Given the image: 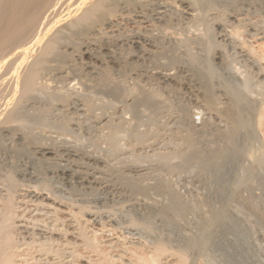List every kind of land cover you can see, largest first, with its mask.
<instances>
[{
    "label": "rangeland",
    "instance_id": "rangeland-1",
    "mask_svg": "<svg viewBox=\"0 0 264 264\" xmlns=\"http://www.w3.org/2000/svg\"><path fill=\"white\" fill-rule=\"evenodd\" d=\"M131 1L133 4L131 3ZM251 1L199 0L198 2L196 0H117V3L119 4H117L118 6L116 5L115 7V9H117L114 12V15H112V12L108 15V19L105 22L93 21L88 25V28H91H89L91 33L89 32L88 28V32H86V35H77V33L74 34V32L72 34V31H70L69 29L66 30V32L63 31V37L61 41L62 43L58 47L61 55L54 58V60H52L53 58L50 60L54 62H48L49 67L47 66V69L44 70V73H42L43 75L40 76L41 78L38 81L40 84L39 86L41 87L40 89L38 88V91H36L37 97L34 100L32 99L28 102H24V104H26L24 107V111L26 112L25 114H28V112L30 111V116H32L31 114H33V117L24 114V116L21 117L24 120L20 119L18 122H13L15 123L16 127L12 126V123H9V125L15 130L16 128L19 129L16 130L17 132L14 129L13 131L12 128H10L12 131L9 130L1 133L0 159L2 160H0V178H2L0 179V205H4V202L7 200L4 199L7 198V192H13L16 190V192H13L14 194L18 192L19 195L22 194V197L24 196L23 194H25V197L21 199V196L18 197V193L16 195H8V198L13 195L15 196L11 197V201H13V198V202L15 203L18 200L15 205L12 202V206L14 205L13 214L15 213V218L24 215L26 217L29 215L30 218L34 216H32L33 212L31 210H26L28 206L27 204H30V201H28V194H31V192L41 193L42 191V193L44 192L43 194L47 193L46 195L49 194L48 196L50 197L54 195V197L52 196L53 199L51 198L52 201L54 200L52 206L54 208L60 207L61 211L60 208L58 210L48 209L46 215L41 214L36 217H38L40 221L42 220L41 222H43L45 225L50 227L52 226L50 228L51 230H55V228L57 227V229L59 230L62 226L63 227L61 231L63 232L72 231L71 229H73V231H76L77 229V231H80V228L81 231L85 229L83 233L87 238L89 237L88 239L91 238V240L95 242H97L98 240V248H96L98 250H96V252L101 251L102 254L108 258V263L111 262L110 264H124V261L126 262L125 264H127L128 262L130 263L136 260L137 253L142 254L146 251L147 253H149L151 252V250L153 252L154 247H156L155 245L159 244L160 242L164 243L166 251L162 256H158L155 262L156 264H177L178 250H181L180 252H184L185 254H187L189 264H264V114H261L264 109V0ZM136 3L139 5H137ZM208 5H210L211 8ZM197 7L200 9H198ZM206 7L208 9H206ZM259 13L261 14L260 16ZM170 14L172 15V17L170 16ZM193 14H195V16H193ZM197 16H199L200 18ZM151 20L153 21L151 22ZM211 20L213 21V23H211ZM243 20L245 21L244 23L242 22ZM225 22H227L226 25ZM238 28H241L243 30H239ZM69 32L72 35H69ZM225 32L227 33L225 34ZM87 34L90 35L89 38L86 39V37H88ZM233 35L236 39H239H237L236 41ZM67 36L70 40H72L70 41ZM79 37L83 38L79 39ZM251 41L253 43H251ZM71 42L73 43V46ZM75 42L81 43L82 45L85 42L86 46L83 45V47L79 44L76 45ZM232 43L236 44L233 45ZM89 45L91 46V48ZM231 45L233 46L231 47ZM77 46H81V48H78ZM243 47L245 49H250H247L248 52L250 51L248 59L243 58V56L240 54L241 49L243 50ZM85 48H89V51L93 52L97 57L99 56L97 58V61L88 58V56H83L82 50L85 51ZM234 53L236 54V56H234ZM151 55H154L153 57L155 59H153ZM258 62H260L261 64ZM13 64L17 71L19 61H16ZM91 65L94 66V69L90 67ZM0 67L1 83L3 80H6L8 76V78L10 79L12 78L14 73H16L13 65H8V68L1 65ZM11 68L13 72L12 70H10ZM258 68L261 70L260 74H257L259 72ZM105 71L107 75L105 74ZM211 71L213 74L211 73ZM167 72H172L177 77L174 82H169V85L165 84L166 82H163L162 79H160L156 75L158 73ZM64 73L66 74V76ZM105 76L107 77L105 78ZM198 76L200 78H198ZM85 78L87 81L85 80ZM137 80L139 82H137ZM40 81H42V83ZM223 81L224 83H222ZM45 82L47 83L46 85H44ZM87 82L90 83L88 84ZM149 82L150 84H152L150 85ZM207 85L211 88H209ZM67 86H70L69 89ZM174 86L178 87L176 88ZM221 86L223 87V89ZM204 87H207L208 91H206L207 89ZM138 88L139 90H137ZM135 91L137 94L135 93ZM137 91H140L141 93ZM205 91L210 93L212 91L211 95H214L212 97H218L213 98L218 100H216V105L214 104L215 102H213L212 104V106H214L215 108H213L214 110L212 108L208 109L207 102H205L208 101L206 95L201 96L204 95V93L206 94ZM77 92L78 94H76ZM147 96H149V98ZM88 97L90 100L89 102ZM84 98H86V100ZM101 98H103L104 100ZM193 98H195L196 100ZM233 99H236L235 104ZM109 101L110 103H112L110 104ZM229 101L233 102L232 104L235 105V109L236 111H238V113L233 111L234 116H230L233 113L229 112V109L232 108L233 105H231ZM236 101H240V103ZM125 102L127 103V105L125 104ZM203 102H205L206 105ZM225 102L229 103L227 104L228 106ZM38 104L41 106V108ZM114 104H116L115 107ZM87 105H89L90 107H88ZM175 106L179 111H183L184 113L179 112ZM182 106L184 108H182ZM36 108H39L38 110H45H43L44 112H41L40 116H38V118L36 117L35 119L34 114L35 116H37L40 113L38 110H36ZM219 108H222L224 110L226 109L225 111L222 110L225 113L220 112L221 110ZM33 109H35L36 112H34ZM227 110L228 114H231L228 115L226 112ZM115 111L116 113H114ZM199 111L201 113H199ZM135 112L136 114H134ZM137 112H139L138 116ZM146 113L147 115H145ZM225 114H227V116ZM189 115H191V117ZM240 115L243 117V119ZM44 116L46 118H44ZM245 116L246 118H244ZM194 117L198 118L195 119ZM25 120L26 122L28 121V124L30 123V126L26 122L25 124H22V122ZM34 120L37 121L35 122ZM102 121L104 124L102 123ZM132 121L134 123H132ZM240 121H242V123L240 124L241 126H239L238 124ZM236 122L238 123L236 124ZM16 123L19 127H17ZM134 124H138L139 127ZM196 125L198 126L196 127ZM28 126L29 128H27ZM190 126L193 130L190 128ZM136 128L138 131L136 130ZM152 128L155 129L153 130ZM24 130H27L25 131L26 133L24 132ZM78 130L81 132H79ZM32 131L35 132V134ZM188 131L192 133L190 134L188 133ZM29 132H31L32 135L31 133L29 134ZM122 133L124 134V136ZM44 134L46 135V137ZM186 134L187 136H185ZM11 135H17V137H13ZM137 135H142V142L138 140ZM181 135L184 136H182L181 138ZM193 136L195 137L193 138ZM28 137H31L30 139L32 140L29 141L27 139ZM92 138L94 140H92ZM224 138L228 141V143ZM197 139L199 140V144ZM12 140L14 141V143ZM25 140L28 141H26V143L24 144ZM112 140L113 143H111ZM176 140H178V144ZM181 140L183 141V143ZM9 141H11V143H9ZM132 141L133 145L137 143L136 146L132 145ZM134 141H136V143H134ZM180 141L182 144L180 143ZM31 143L32 145L35 143V145L49 144L53 148V150L50 154H43L41 152H38V150L36 151V149L33 148L34 145L31 146ZM121 143H123L124 145ZM142 143H145V145L147 144V146L149 144H152V146L148 148L146 147V149H142ZM115 146L117 147V149ZM193 146H195V149H193ZM70 149L75 152H73L72 150L70 151ZM138 149L141 151H139ZM173 149L175 151H173ZM7 150L10 151L8 152ZM123 152L126 154H124ZM113 154L114 156H112ZM93 155L95 159L93 158ZM96 155L98 158L95 157ZM89 156L92 157L89 158ZM114 159L116 162L114 161ZM210 160L214 163H212ZM32 167L35 168L33 169ZM141 168L144 170H142ZM10 176H12L11 179H8ZM1 182L3 183V186ZM15 182H17L18 184ZM29 184L30 186H28ZM5 185H14L15 189H13L12 186L11 189L9 188L10 186L6 187ZM4 186L6 189H3ZM4 195L5 197L2 198ZM19 201L20 203H18ZM27 201L29 203H27ZM63 205H66L67 207H65V210H63ZM167 206L170 208L168 209ZM14 207L17 210H15ZM22 207H24L25 209ZM81 207L83 209H80ZM20 209H23V214H21L22 211H20L21 213L19 212ZM165 209H168L170 211ZM0 210L4 209L0 208ZM24 210H26V213H24ZM66 210H72V212L70 211L71 213L68 212L69 214H67ZM27 211L31 212L28 213ZM63 211L66 213H64ZM166 211H168V213ZM53 213L54 215L52 217ZM47 214L51 216H47ZM113 217L116 218V220ZM15 218L13 217L14 220ZM68 218H70L72 221ZM64 219L66 220V222L64 221ZM100 219H103L102 222ZM100 224L106 225L104 226L105 228ZM77 225H79L80 227ZM134 226L136 227V229ZM15 231L12 232V237H14V239L12 238V240L15 241L19 239V241L17 240L15 243L21 244H17L18 247L16 245L13 246V253L15 254L16 252L19 255L18 257V255L15 254V264H23L24 262V264H31V261L34 262V264H36L37 262L38 264H44L43 262L45 260V264H50L51 261V264H54L55 262H57L56 264H88V254H90L89 258H93L90 259L91 261H89V264H91V262L93 264H96L97 262V264H101L100 262H103L101 260V258L103 257L101 252L97 253V256L95 252L94 255V251L92 252V250H94L95 248H92V250L90 251L91 248L89 247V249L87 247L86 249H89V252L88 250L84 249L86 246L82 244H75L74 238L71 236H67L65 238L62 236L59 237V235L54 236V238H51L50 240L47 239L46 241V239L40 238L38 236H30L29 233L27 237V234L25 232H20L19 234V231H17L16 229ZM92 234L93 236H91ZM15 236H17V239ZM33 236L36 240L33 238ZM29 237H31L30 240ZM23 238L26 240H24ZM31 240H33L34 242ZM61 240H63L64 244ZM32 242L36 246L32 245L30 247ZM56 243H59V246ZM130 243L132 245H130ZM23 244H26L29 248L26 247V245L24 246ZM146 244H148L149 246ZM65 245L69 246L66 247ZM73 245H75L76 247ZM151 245H153V248ZM47 246H49L48 249L50 250L47 249ZM60 246L61 248H59ZM147 247L149 250L147 249ZM30 248L31 250L28 251V249ZM63 248L64 253H62L61 250ZM73 248L75 249L73 250ZM14 249L16 250L14 251ZM43 249H45V251ZM67 250H69V252ZM122 250H124L125 253ZM26 251L28 252L26 253ZM31 251L33 255H36L32 257ZM36 252H38V255ZM23 253L26 255H24ZM52 253L55 254L54 257ZM68 253H71V255H68ZM49 254H51L52 256H49ZM79 255L84 259L78 260L80 258ZM70 256L73 257L72 261H74V263L71 260H68ZM76 256L77 258H79L77 259ZM95 256L98 259L95 258ZM28 258L32 260L29 261ZM129 259L132 260L130 261ZM67 260L71 262L69 263ZM84 260L87 262H85Z\"/></svg>",
    "mask_w": 264,
    "mask_h": 264
},
{
    "label": "bare ground",
    "instance_id": "bare-ground-1",
    "mask_svg": "<svg viewBox=\"0 0 264 264\" xmlns=\"http://www.w3.org/2000/svg\"><path fill=\"white\" fill-rule=\"evenodd\" d=\"M120 1V0H119ZM171 1V0H170ZM196 1H198L199 2V0H196ZM208 1V0H207ZM251 1V0H250ZM127 2V1H126ZM144 2V1H143ZM162 2V1H161ZM252 2V1H251ZM128 3H130V2H128ZM131 3H132V1H131ZM176 3V2H175ZM204 3V2H203ZM213 3V2H212ZM219 3V2H218ZM117 4H119V3H117V0H0V65L1 66H3V67H5L6 66V68H8L7 66L9 65H13V67H14V64L13 63H15L16 61H19V65H18V69H17V71H16V69H15V67H14V69H15V72L16 73H14V75L12 76V78H6V80H3L2 81V83L0 82V136H1V133H3V132H6V131H9V130H11L10 128H12L10 125H9V123H12V126H14V127H16V125H15V123H13V122H18L20 119L21 120H24V119H22L21 117L22 116H24V114L26 113L25 111H24V107H25V105L26 104H24V102H28L29 100H34L36 97H37V94H36V91H38L39 89H40V87L41 86H39L40 84H39V79L41 78L40 76H42L43 74L42 73H44V70H46L47 69V66L49 67V65H48V62L52 59V60H54V58H56V57H59V55H61L60 53V50H58L59 48V45L62 43L61 41H62V37H63V31H65L66 32V30H70V31H72V34H73V32H74V34L75 33H77V35L78 34H85L86 35V32H88L87 31V28H88V25L91 23V22H93V21H98V22H105L107 19H108V15L110 14V13H112V15H114V12L116 11V9H115V7H116V5ZM124 4V3H123ZM133 4V3H132ZM137 4V3H136ZM171 4V3H170ZM200 4V3H199ZM205 4V3H204ZM210 4V3H209ZM225 4H226V2H225ZM251 4V3H250ZM127 5V4H126ZM137 5H139V4H137ZM149 5V4H148ZM162 5V4H161ZM190 5V4H189ZM211 5H213V4H211ZM118 6V5H117ZM136 6V5H135ZM141 6V5H140ZM172 6V5H171ZM176 6V5H175ZM175 6H173V7H175ZM192 6V5H191ZM208 6H210V5H208ZM226 6V5H225ZM263 6V5H262ZM120 7V6H119ZM149 7V6H148ZM190 7V6H189ZM188 7V8H189ZM233 7V6H232ZM128 8V7H127ZM151 8V7H150ZM198 8V7H197ZM196 8V9H197ZM210 8H211V6H210ZM215 8V7H214ZM227 8H228V6H227ZM238 8V7H237ZM244 8V7H243ZM253 8H254V6H253ZM264 8V7H263ZM115 9V10H114ZM126 9V8H125ZM176 9V8H175ZM198 9H200V8H198ZM202 9V8H201ZM206 9H208L207 7H206ZM213 9V8H212ZM216 9V8H215ZM129 10V9H128ZM203 10V9H202ZM118 11V10H117ZM122 11V10H121ZM140 11V10H139ZM165 11V10H164ZM169 11V10H168ZM167 11V12H168ZM196 11V10H195ZM206 11V10H205ZM208 11V10H207ZM226 11V10H225ZM231 11V10H230ZM234 11V10H233ZM154 12V11H153ZM175 12V11H174ZM198 12V11H197ZM196 12V13H197ZM204 12V11H203ZM247 12V11H246ZM259 12V11H258ZM134 13V12H133ZM132 13V14H133ZM146 13V12H145ZM155 13V12H154ZM223 13V12H222ZM254 13H256V12H254ZM120 14V13H119ZM130 14V13H129ZM169 14V13H168ZM174 14V13H173ZM176 14V13H175ZM209 14V13H208ZM217 14H219V13H217ZM251 14V13H250ZM121 15H122V13H121ZM120 15V16H121ZM179 15H180V13H179ZM204 15V14H203ZM224 15V14H223ZM261 14L259 13V16H260ZM170 16L172 17V15L170 14ZM193 16H195V14H193ZM206 16V15H205ZM209 16H211V15H209ZM217 16H219V15H217ZM112 17V16H111ZM151 17V16H150ZM170 17V18H171ZM182 17V16H181ZM180 17V18H181ZM197 17H199V16H197ZM242 17V16H241ZM241 17H240V19H241ZM252 17V16H251ZM133 18V17H132ZM160 18V17H159ZM166 18V17H165ZM168 18V17H167ZM176 18V17H175ZM179 18V17H178ZM195 18V17H194ZM200 18V17H199ZM204 18V17H203ZM219 18V17H218ZM221 18V17H220ZM244 18V17H243ZM112 19V18H111ZM125 19V18H124ZM161 19V18H160ZM162 19H164V18H162ZM169 19V18H168ZM184 19V18H183ZM202 19V18H201ZM200 19V20H201ZM210 19V18H209ZM228 19V18H227ZM256 19H258V18H256ZM126 20V19H125ZM150 20V19H149ZM208 20V19H207ZM224 20V19H223ZM226 20V19H225ZM233 20V19H232ZM236 20H237V18H236ZM255 20V19H254ZM112 21V20H111ZM118 21V20H117ZM153 20H151V22H152ZM156 21V20H155ZM177 21V20H176ZM195 21V20H194ZM202 21V20H201ZM212 21V20H211ZM215 21H217V20H215ZM235 21V20H234ZM239 21V20H238ZM260 21V20H259ZM258 21V22H259ZM126 22H128V21H126ZM138 22V21H137ZM136 22V23H137ZM164 22V21H163ZM167 22H169V21H167ZM171 22H173V21H171ZM170 22V23H171ZM178 22V21H177ZM180 22H181V19H180ZM220 22V21H219ZM243 23L245 22L244 20L242 21ZM249 22V21H248ZM256 22V21H255ZM131 23V22H130ZM202 23V22H201ZM200 23V24H201ZM211 23H213V21L211 22ZM223 23V22H222ZM226 23L227 22H225V25H226ZM253 23V22H252ZM150 24V23H149ZM172 24V23H171ZM196 24V23H195ZM218 24V23H217ZM224 24V23H223ZM264 24V23H263ZM262 24V25H263ZM154 25V24H153ZM167 25V24H166ZM207 25V24H206ZM212 25V24H211ZM229 25V24H228ZM238 25V24H237ZM244 25V24H243ZM261 25V24H260ZM92 26V25H91ZM170 26V25H169ZM224 26V25H223ZM239 26V25H238ZM227 27V26H226ZM234 27H235V25H234ZM257 27V26H256ZM90 28V27H89ZM89 28H88V30H89ZM93 28V27H92ZM112 28V27H111ZM244 28V27H243ZM254 28V27H253ZM258 28V27H257ZM91 29V28H90ZM229 29H231V28H229ZM228 29V30H229ZM239 29V28H238ZM241 29V28H240ZM239 29V30H240ZM241 30H243V29H241ZM248 30V29H247ZM89 32H90V30H89ZM219 32V31H218ZM240 32V31H239ZM242 32V31H241ZM247 32V31H246ZM91 33V32H90ZM138 33H139V31H138ZM141 33V32H140ZM227 32H225V34H226ZM237 33V32H236ZM258 33V32H257ZM64 34H66V33H64ZM72 34H70V32H69V35H72ZM145 34V33H144ZM149 34V33H148ZM224 34V33H223ZM224 34V35H225ZM42 35V36H41ZM88 35V34H87ZM90 35V34H89ZM89 35H88V37H86V39L87 38H89ZM150 35V34H149ZM152 35V34H151ZM157 35V34H156ZM231 35V34H230ZM246 35V34H245ZM248 35V34H247ZM260 35H262V34H260ZM74 36V35H73ZM73 36H71V37H73ZM80 36V35H79ZM143 36V35H142ZM239 36V35H238ZM76 37V36H75ZM78 37V36H77ZM84 37V38H85ZM157 37V36H156ZM230 37V36H229ZM233 37H234V35H233ZM257 37V36H256ZM67 38H68V36H67ZM83 38V37H82ZM82 38H80L79 37V39H82ZM225 38V37H224ZM235 38V37H234ZM252 38V37H251ZM43 39V40H42ZM69 39V38H68ZM86 39H84V40H86ZM217 39V38H216ZM226 39V38H225ZM236 39V38H235ZM237 39H239V38H237ZM237 39H236V41H237ZM255 39V38H254ZM261 39V38H260ZM70 40V39H69ZM72 40V39H71ZM70 40V41H71ZM244 40V39H243ZM246 40V39H245ZM250 40V39H249ZM79 41H81V40H79ZM257 41V40H256ZM69 42V41H68ZM86 42V41H85ZM85 42H84V44L83 45H85ZM226 42V41H225ZM72 43V42H71ZM70 43V44H71ZM76 43V45L77 44H79V45H82L81 43H77V42H75ZM83 43V42H82ZM129 43V42H128ZM153 43V42H152ZM201 43V42H200ZM231 43V42H230ZM246 43V42H245ZM251 43H253L252 41H251ZM88 44H90V43H88ZM141 44V43H140ZM150 44V43H149ZM157 44H158V42H157ZM174 44V43H173ZM177 44V43H176ZM209 44V43H208ZM213 44V43H212ZM233 44V43H232ZM236 44V43H235ZM235 44H233V45H235ZM244 44V43H243ZM248 44V43H247ZM63 45V44H62ZM82 45V46H83ZM131 45V44H130ZM139 45V44H138ZM156 45V44H155ZM210 45V44H209ZM214 45H216V44H214ZM224 45V44H223ZM233 45H231V47L233 46ZM241 45V44H240ZM239 45V46H240ZM251 45V44H250ZM69 46V45H68ZM71 46V45H70ZM72 46H73V43H72ZM86 46V45H85ZM90 46V45H89ZM140 46V45H139ZM238 46V47H239ZM246 46V45H245ZM244 46V47H245ZM62 47V46H61ZM75 47V46H74ZM73 47V48H74ZM78 47V46H77ZM76 47V48H77ZM80 48H81V46H79ZM78 47V48H79ZM84 47V46H83ZM132 47V46H131ZM151 47V46H150ZM207 47V46H206ZM210 47V46H209ZM214 47V46H213ZM221 47V46H220ZM223 47V46H222ZM243 47V50L241 49V52H240V54L243 56V58H246V59H248L249 58V53H250V51L248 52L247 51V49H249V48H247V49H245ZM248 47V46H247ZM250 47V46H249ZM87 48V47H86ZM85 48V49H86ZM90 48H91V46H90ZM234 48V47H233ZM145 49V48H144ZM212 49V48H211ZM236 49V48H235ZM234 49V50H235ZM214 50V49H213ZM250 50V49H249ZM65 51V50H64ZM78 51V50H77ZM76 51V52H77ZM96 51V50H95ZM137 51V50H136ZM157 51V50H156ZM211 51V50H210ZM220 51V50H219ZM233 51V50H232ZM79 52V51H78ZM82 52H83V56L85 55V56H88V58H90V59H94L95 61H97V58L99 57H97L96 55H94V53L93 52H91V51H89V48L88 49H86L85 51H83L82 50ZM81 52V53H82ZM215 52V51H214ZM227 52V51H226ZM237 52V51H236ZM258 52V51H257ZM97 53H99V52H97ZM154 53H156V52H154ZM228 53V52H227ZM230 53V52H229ZM66 54V53H65ZM80 54V53H79ZM148 54H149V52H148ZM222 54V53H221ZM220 54V55H221ZM235 54V53H234ZM238 54V53H237ZM239 54V55H240ZM67 55V54H66ZM66 55H65V57H66ZM156 55V54H155ZM226 55V54H225ZM256 55V54H255ZM144 56V55H143ZM147 56V55H146ZM152 56V58L153 59H155L153 56L154 55H151ZM212 56V55H211ZM234 56H236V54L234 55ZM259 56V55H258ZM257 56V57H258ZM264 56V55H263ZM79 57H80V55H79ZM240 57V56H239ZM251 57V56H250ZM256 57V56H255ZM260 57V56H259ZM59 59V58H58ZM116 59V58H115ZM132 59V58H131ZM143 59V58H142ZM150 59V58H149ZM148 59V60H149ZM260 59V58H259ZM56 60V59H55ZM66 60V59H65ZM72 60V59H71ZM83 60V59H82ZM94 60H93V63H94ZM126 60V59H125ZM144 60V59H143ZM212 60V59H211ZM238 60V59H237ZM241 60V59H240ZM58 61V60H57ZM69 61V60H68ZM76 61H78V60H76ZM92 61V60H91ZM115 61H117V60H115ZM133 61V60H132ZM213 61V60H212ZM227 61V60H226ZM245 61V60H244ZM248 61V60H247ZM251 61V60H250ZM252 61H255V60H252ZM259 61V60H258ZM50 62H54V61H50ZM73 62V61H72ZM84 62V61H83ZM119 62V61H118ZM117 62V63H118ZM221 62V61H220ZM224 62V61H223ZM229 62V61H228ZM64 63V62H63ZM79 63V62H78ZM82 63V62H81ZM126 63H127V61H126ZM155 63V62H154ZM245 63V62H244ZM256 63H257V61H256ZM258 63H260V62H258ZM55 64V63H54ZM57 64V63H56ZM74 64H76V63H74ZM85 64V63H84ZM91 64V63H90ZM97 64V63H96ZM208 64V63H207ZM254 64V63H253ZM252 64V65H253ZM261 64V63H260ZM263 64H264V61H263ZM156 65V64H155ZM159 65V64H158ZM182 65V64H181ZM225 65V64H224ZM223 65V66H224ZM227 65V64H226ZM64 66V65H63ZM73 66V65H72ZM98 66H100V65H98ZM106 66V65H105ZM108 66V65H107ZM119 66V65H118ZM128 66V65H127ZM160 66V65H159ZM211 66V65H210ZM221 66V65H220ZM83 67V66H82ZM90 67H94V66H90ZM104 67V66H103ZM102 67V68H103ZM146 67V66H145ZM144 67V68H145ZM151 67H153V66H151ZM196 67V66H195ZM194 67V68H195ZM198 67V66H197ZM212 67V66H211ZM247 67V66H246ZM1 68V67H0ZM114 68V67H113ZM136 68V67H135ZM159 68V67H158ZM157 68V69H158ZM210 68V67H209ZM224 68V67H223ZM239 68V67H238ZM77 69H79V68H77ZM82 69V68H81ZM94 69V68H93ZM98 69V68H97ZM132 69V68H131ZM146 69V68H145ZM160 69V68H159ZM175 69V68H174ZM228 69V68H227ZM247 69V68H246ZM259 69V68H258ZM6 70V69H5ZM9 70V69H8ZM7 70V71H8ZM10 70H12V68L10 69ZM84 70V69H83ZM101 70V69H100ZM142 70V69H141ZM153 70V69H152ZM177 70V69H176ZM209 70V69H208ZM240 70V69H239ZM52 71V70H51ZM68 71V70H67ZM130 71V70H129ZM134 71H135V69H134ZM155 71V70H154ZM159 71V70H158ZM163 71H165V70H163ZM162 71V72H163ZM171 71V70H170ZM173 71H175V70H173ZM191 71V70H190ZM194 71V70H193ZM202 71V70H201ZM204 71V70H203ZM260 69H259V72L257 73V74H260ZM9 72V71H8ZM12 72H13V70H12ZM62 72V71H61ZM98 72V71H97ZM101 72V71H100ZM125 72V71H124ZM131 72V71H130ZM153 72V71H152ZM169 72V71H168ZM158 73V74H156L160 79H162V81L164 82H166L165 84H168L169 82H174L176 79H177V77L175 76V74H173L172 72L171 73ZM177 72V71H176ZM230 72V71H229ZM251 72V71H250ZM7 73V72H6ZM79 73V72H78ZM81 73V72H80ZM91 73V72H90ZM89 73V74H90ZM102 73V72H101ZM123 73V72H122ZM134 73V72H133ZM145 73V72H144ZM211 73H212V71H211ZM231 73V72H230ZM229 73V74H230ZM264 73V72H263ZM65 74V73H64ZM68 74H70V73H68ZM98 74V73H97ZM105 74H106V71H105ZM188 74V73H187ZM192 74V73H191ZM193 74H194V72H193ZM197 74V73H196ZM213 74V73H212ZM244 74V73H243ZM10 75V74H9ZM87 75V74H86ZM85 75V76H86ZM91 75H93V74H91ZM107 75V74H106ZM151 75V74H150ZM149 75V76H150ZM155 75V76H156ZM200 75V74H199ZM208 75V74H207ZM249 75V74H248ZM11 76V75H10ZM49 76V75H48ZM47 76V77H48ZM62 76V75H61ZM65 76H66V74H65ZM100 76V75H99ZM120 76V75H119ZM122 76V75H121ZM131 76V75H130ZM196 76V75H195ZM245 76V75H244ZM258 76V75H257ZM261 76H263V75H261ZM3 77V76H2ZM57 77V76H56ZM107 76H105V78H106ZM109 77V76H108ZM147 77V76H146ZM192 77H194V76H192ZM95 78V77H94ZM103 78V77H102ZM148 78V77H147ZM152 78V77H151ZM197 78V77H196ZM198 78H200L199 76H198ZM204 78V77H203ZM211 78V77H210ZM235 78V77H234ZM42 79H43V77H42ZM70 79V78H69ZM96 79V78H95ZM138 79V78H137ZM155 79V78H154ZM192 79V78H191ZM194 79V78H193ZM51 80V79H50ZM67 80V79H66ZM85 80H86V78H85ZM102 80V79H101ZM140 80V79H139ZM151 80V79H150ZM183 80V79H182ZM200 80V79H199ZM210 80V79H209ZM1 81V80H0ZM45 81V80H44ZM87 81V80H86ZM89 81V80H88ZM115 81H117V80H115ZM125 81V80H124ZM127 81V80H126ZM153 81V80H152ZM151 81V82H152ZM184 81H185V79H184ZM207 81H208V79H207ZM211 81V80H210ZM221 81V80H220ZM242 81V80H241ZM259 81V80H258ZM41 83H42V81H40ZM96 82V81H95ZM98 82H99V80H98ZM100 82H102V81H100ZM137 82H139L138 80H137ZM161 82V81H160ZM200 82V81H199ZM73 83V82H72ZM88 83V82H87ZM90 83V82H89ZM88 83V84H89ZM125 83V82H124ZM142 83V82H141ZM153 83V82H152ZM151 83V84H152ZM182 83V82H181ZM204 83V82H203ZM222 83H224V81L222 82ZM259 83V82H258ZM47 83L45 82V84L44 85H46ZM71 84V83H70ZM98 84H100V83H98ZM149 84H150V82H149ZM150 84V85H151ZM174 84V83H173ZM200 84V83H199ZM198 84V85H199ZM205 84V83H204ZM208 84V83H207ZM212 84V83H211ZM233 84V83H232ZM256 84V83H255ZM50 85H51V83H50ZM94 85V84H93ZM92 85V86H93ZM101 85H102V83H101ZM110 85V84H109ZM139 85V84H138ZM169 85V84H168ZM172 85V84H171ZM178 85V84H177ZM217 85V84H216ZM235 85V84H234ZM54 86V85H53ZM60 86H62V85H60ZM96 86V85H95ZM135 86H136V84H135ZM134 86V87H135ZM160 86H161V84H160ZM202 86H203V84H202ZM208 86V85H207ZM260 86V85H259ZM68 87V86H67ZM66 87V88H67ZM70 87V86H69ZM69 87H68V89H69ZM155 87V86H154ZM172 87V86H171ZM174 87H176V86H174ZM178 87V86H177ZM176 87V88H177ZM190 87V86H189ZM209 88H211L210 86H208ZM222 87V86H221ZM231 87V86H230ZM39 88V89H38ZM45 88V87H44ZM51 88V87H50ZM64 88V87H63ZM74 88V87H73ZM93 88V87H92ZM103 88V87H102ZM107 88V87H106ZM146 88V87H145ZM153 88V87H152ZM166 88V87H165ZM196 88V87H195ZM204 88H206L207 90L206 91H208V88L207 87H204ZM218 88V87H217ZM238 88V87H237ZM82 89V88H81ZM80 89V90H81ZM101 89V88H100ZM105 89V88H104ZM103 89V90H104ZM179 89V88H178ZM202 89V88H201ZM215 89V88H214ZM222 89H223V87H222ZM233 89V88H232ZM249 89V88H248ZM50 90V89H49ZM54 90V89H53ZM63 90V89H62ZM96 90V89H95ZM102 90V89H101ZM117 90V89H116ZM127 90H129V89H127ZM137 90H139V88L137 89ZM153 90V89H152ZM191 90V89H190ZM192 90H193V88H192ZM205 90V89H204ZM226 90V89H225ZM230 90V89H229ZM242 90V89H241ZM252 90V89H251ZM257 90V89H256ZM255 90V91H256ZM55 91V90H54ZM54 91H52V92H54ZM72 91V90H71ZM85 91H86V89H85ZM141 91V90H140ZM140 91H137V92H140ZM163 91V90H162ZM179 91V90H178ZM205 91V92H206ZM210 91V90H209ZM215 91V90H214ZM62 92V91H61ZM67 92V91H66ZM89 92V91H88ZM117 92V91H116ZM185 92V91H184ZM183 92V93H184ZM200 92H202V91H200ZM246 92V91H245ZM257 92V91H256ZM40 93H41V91H40ZM44 93V92H43ZM63 93H64V91H63ZM69 93V92H68ZM90 93H92V92H90ZM128 93V92H127ZM135 93H136V91H135ZM141 93V92H140ZM182 93V92H181ZM187 93V92H186ZM211 93H212V91H211ZM211 93L210 92H206V94L204 93V95H201V96H205L206 95V98H207V100L208 101H205V102H207V106H208V109H210V108H214V106H212V104H213V102H215L214 104L216 105V100L217 99H213V98H216V97H212V96H214V95H211ZM219 93V92H218ZM225 93H227V92H225ZM45 94V93H44ZM43 94V95H44ZM59 94V93H58ZM62 94V93H61ZM74 94V93H73ZM76 94H78V92L76 93ZM84 94V93H83ZM125 94V93H124ZM130 94V93H129ZM137 94V93H136ZM189 94V93H188ZM193 94H195V93H193ZM66 95V94H65ZM75 95V94H74ZM126 95V94H125ZM140 95V94H139ZM141 95H143V94H141ZM227 95V94H226ZM40 96V95H39ZM76 96H78V95H76ZM84 96V95H83ZM90 96H91V94H90ZM137 96V95H136ZM197 96H199V95H197ZM82 97V96H81ZM86 97V96H85ZM120 97V96H119ZM123 97V96H122ZM129 97V96H128ZM131 97V96H130ZM148 98H149V96H147ZM165 97V96H164ZM227 97V96H226ZM241 97V96H240ZM253 97V96H252ZM40 98V97H39ZM38 98V99H39ZM78 98V97H77ZM76 98V99H77ZM91 98V97H90ZM95 98V97H94ZM137 98V97H136ZM141 98H142V96H141ZM167 98H168V96H167ZM196 98V97H195ZM195 98H193V99H195ZM206 98H205V100H206ZM218 98V97H217ZM232 98V97H231ZM258 98V97H257ZM81 99H83V98H81ZM85 100H86V98H84ZM99 99V98H98ZM101 99H103V98H101ZM126 99V98H125ZM147 99V98H146ZM151 99V98H150ZM197 99V98H196ZM195 99V100H196ZM198 99H199V97H198ZM201 99V98H200ZM239 99V98H238ZM251 99V98H250ZM262 99V98H261ZM63 100V99H62ZM65 100V99H64ZM80 100V99H79ZM104 100V99H103ZM131 100V99H130ZM214 100V101H213ZM221 100V99H220ZM228 100V99H227ZM230 100V99H229ZM232 100V99H231ZM236 100V99H235ZM235 100L233 99V101H234V104H235ZM67 101V100H66ZM72 101V100H71ZM90 100H89V97H88V102H89ZM95 101V100H94ZM107 101V100H106ZM120 101H121V99H120ZM218 101V100H217ZM224 101V100H223ZM246 101V100H245ZM34 102V101H33ZM46 102V101H45ZM53 102V101H52ZM52 102H51V104H52ZM59 102H60V100H59ZM85 102V101H84ZM97 102V101H96ZM152 102V101H151ZM157 102V101H156ZM191 102V101H190ZM205 102H203L204 104H205ZM230 103H231V105H233L232 103L233 102H231V101H229ZM236 102H239L240 103V101H236ZM39 103V102H38ZM43 103V102H42ZM63 103V102H62ZM100 103V102H99ZM102 103V102H101ZM109 103H110V101H109ZM112 103V102H111ZM110 103V104H111ZM161 103V102H160ZM168 103V102H167ZM173 103V102H172ZM193 103V102H192ZM202 103V104H203ZM226 103V102H225ZM238 103V104H239ZM264 103V102H263ZM55 104V103H54ZM107 104V103H106ZM123 104V103H122ZM125 104L127 105V103L125 102ZM138 104V103H137ZM143 104V103H142ZM196 104V103H195ZM201 104V105H202ZM227 104H229V103H226V105ZM237 104V103H236ZM253 104V103H252ZM35 105H37V104H35ZM39 105V104H38ZM47 105V104H46ZM57 105V104H56ZM90 105V104H89ZM89 105H87L88 107H90ZM190 105V104H189ZM197 105V104H196ZM206 105V104H205ZM251 105V104H250ZM40 106V105H39ZM38 106V107H39ZM43 106V105H42ZM74 106V105H73ZM83 106H84V104H83ZM100 106V105H99ZM108 106V105H107ZM113 106V105H112ZM116 106V104H114V107ZM141 106V105H140ZM156 106V105H155ZM166 106V105H165ZM173 106V105H172ZM171 106V107H172ZM181 106V105H180ZM228 106V105H227ZM29 107V106H28ZM50 107H51V105H50ZM70 107V106H69ZM75 107V106H74ZM87 107V108H88ZM98 107V106H97ZM139 107V106H138ZM167 107V106H166ZM176 107V106H175ZM174 107V108H175ZM234 107V108H233ZM233 107L232 108H230L229 110V112H231V113H233L232 115H230V116H234V112H237L238 113V111H236V109H235V105H233ZM40 108H41V106H40ZM47 108V107H46ZM49 108V107H48ZM128 108V107H127ZM181 108V107H180ZM182 108H184L183 106H182ZM197 108V107H196ZM195 108V109H196ZM202 108V107H201ZM217 108V107H216ZM226 108V107H225ZM229 108V107H228ZM238 108V107H237ZM28 109V108H27ZM39 109V108H38ZM37 108H36V110H38ZM55 109V108H54ZM63 109V108H62ZM92 109V108H91ZM117 109H118V107H117ZM116 109V110H117ZM121 109V108H120ZM141 109V108H140ZM144 109V108H143ZM159 109V108H158ZM163 109V108H162ZM176 109H177V107H176ZM215 109V108H214ZM213 109V110H214ZM218 109V108H217ZM216 109V110H217ZM220 109V108H219ZM227 109V108H226ZM225 109V110H226ZM233 109V110H232ZM43 110H45V109H42V110H38L40 113L37 115V116H35V114H34V117H35V119H36V117L38 118V116H40V114H41V112H44ZM48 110V109H47ZM76 110V109H75ZM80 110V109H79ZM101 110V109H100ZM103 110V109H102ZM113 110V109H112ZM142 110V109H141ZM152 110V109H151ZM164 110V109H163ZM178 110V109H177ZM221 111L220 112H223V111H225L224 109H220ZM223 110V111H222ZM262 110V109H261ZM29 111V110H28ZM27 111V112H28ZM33 111L34 112H36L35 111V109H33ZM37 111V112H38ZM57 111V110H56ZM61 111V110H60ZM81 111V110H80ZM90 111V110H89ZM107 111H108V109H107ZM129 111V110H128ZM139 111V110H138ZM146 111V110H145ZM150 111V110H149ZM160 111V110H159ZM158 111V112H159ZM179 111V110H178ZM205 111V110H204ZM210 111H212V110H210ZM219 111V110H218ZM234 111V112H233ZM258 111V110H257ZM260 111V110H259ZM263 111H264V109H263ZM262 111V112H263ZM30 112V111H29ZM28 112V114H25V115H29L30 116V113ZM53 112V111H52ZM69 112V111H68ZM77 112V111H76ZM124 112V111H123ZM132 112V111H131ZM144 112V111H143ZM147 112V111H146ZM179 112H182V113H184L183 111H179ZM178 112V113H179ZM186 112V111H185ZM188 112V111H187ZM191 112V111H190ZM227 112V114H228V110L226 111ZM241 112V111H240ZM261 112V114H264V112L262 113ZM63 113V112H62ZM114 113H116V111L114 112ZM138 113L139 112H137V116H138ZM169 113V112H168ZM173 113V112H172ZM192 113V112H191ZM199 113H201L200 111H199ZM216 113V112H215ZM219 113V112H218ZM223 113H225V112H223ZM222 113V114H223ZM231 113H229V114H231ZM236 113V114H237ZM67 114V113H66ZM111 114V113H110ZM126 114V113H125ZM124 114V115H125ZM134 114H136V112L134 113ZM155 114H156V112H155ZM197 114V113H196ZM227 114H225L226 116H227ZM228 114V115H229ZM32 116H30V117H33V114H31ZM145 115H147V113L145 114ZM144 115V116H145ZM150 115V114H149ZM180 115V114H179ZM202 115H204V114H202ZM219 115V114H218ZM43 116V115H42ZM54 116V115H53ZM74 116H75V114H74ZM78 116V115H77ZM121 116V115H120ZM136 116V117H137ZM163 116V115H162ZM171 116H172V114H171ZM190 117H191V115H189ZM200 116V115H199ZM210 116V115H209ZM241 116V115H240ZM48 117V116H47ZM104 117V116H103ZM124 117V116H123ZM135 117V118H136ZM146 117H148V116H146ZM184 117H185V115H184ZM203 117V116H202ZM220 117V116H219ZM236 117V116H235ZM242 117V116H241ZM44 118H46L45 116H44ZM161 118V117H160ZM189 118V117H188ZM195 119H197L196 117H194ZM208 118V117H207ZM226 118V117H225ZM224 118V119H225ZM232 118V117H231ZM234 118V117H233ZM244 118H246V116L244 117ZM49 119V118H48ZM95 119V118H94ZM100 119V118H99ZM107 119V118H106ZM110 119V118H109ZM123 119V118H122ZM122 119H121V121H122ZM148 119V118H147ZM153 119V118H152ZM169 119V118H168ZM204 119V118H203ZM211 119V118H210ZM219 119V118H218ZM238 119V118H237ZM242 119H243V117H242ZM44 120V119H43ZM42 120V121H43ZM50 120V119H49ZM89 120V119H88ZM132 120V119H131ZM150 120V119H149ZM166 120V119H165ZM184 120V119H183ZM190 120H192V119H190ZM189 120V121H190ZM260 120V119H259ZM35 121V120H34ZM37 121V120H36ZM35 121V122H36ZM46 121V120H45ZM81 121V120H80ZM103 121H105V120H103ZM103 121H102V123H103ZM115 121V120H114ZM127 121V120H126ZM138 121H139V119H138ZM163 121V120H162ZM167 121V120H166ZM180 121V120H179ZM188 121V120H187ZM197 121V120H196ZM201 121V120H200ZM199 121V122H200ZM209 121V120H208ZM211 121V120H210ZM236 121V120H235ZM237 121H239V120H237ZM22 122V121H21ZM20 122V123H21ZM25 122H26V120L25 121H23L22 122V124L24 123L25 124ZM28 122V121H27ZM26 122V123H27ZM44 122V121H43ZM86 122H88V121H86ZM92 122V121H91ZM143 122V121H142ZM145 122V121H144ZM148 122V121H147ZM186 122V121H185ZM198 122V121H197ZM204 122V121H203ZM212 122V121H211ZM215 122V121H214ZM219 122H220V120H219ZM249 122V121H248ZM263 122V121H262ZM40 123H41V121H40ZM39 123V124H40ZM56 123V122H55ZM54 123V124H55ZM132 123H134L133 121H132ZM138 123V122H137ZM184 123V122H183ZM192 123H194V122H192ZM210 123V122H209ZM230 123V122H229ZM228 123V124H229ZM235 123V122H234ZM238 122H236V124H237ZM242 123V121H240L238 124H239V126H241L240 124ZM245 123V122H244ZM14 124V125H13ZM17 124V123H16ZM28 124V123H27ZM26 124V125H27ZM104 124V123H103ZM128 124V123H127ZM140 124V123H139ZM147 124V123H146ZM156 124V123H155ZM179 124H180V122H179ZM197 124V123H196ZM202 124V123H201ZM206 124V123H205ZM204 124V125H205ZM249 124V123H248ZM9 125V126H8ZM29 126H30V123L28 124ZM36 125V124H35ZM42 125V124H41ZM134 125H137L138 127H139V125L138 124H134ZM158 125H160V124H158ZM174 125V124H173ZM192 125V124H191ZM203 125V124H202ZM214 125H215V123H214ZM213 125V126H214ZM222 125V124H221ZM230 125V124H229ZM234 125V124H233ZM29 126L27 127V128H29ZM38 126V125H37ZM50 126V125H49ZM102 126H104V125H102ZM112 126V125H111ZM113 126H115V125H113ZM151 126V125H150ZM157 126V125H156ZM198 125H196V127H197ZM212 126V127H213ZM217 126V125H216ZM225 126V125H224ZM236 126V125H235ZM238 126V127H239ZM246 126V125H245ZM244 126V127H245ZM17 127H19L18 126V124H17ZM39 127V126H38ZM82 127V126H81ZM120 127V126H119ZM125 127V126H124ZM146 127H147V125H146ZM162 127H163V125H162ZM176 127H178V126H176ZM187 127H188V125H187ZM195 127V128H196ZM203 127H205V126H203ZM209 127V126H208ZM211 127V128H212ZM230 127H232V126H230ZM21 128H22V126H21ZM40 128V127H39ZM46 128V127H45ZM79 128H80V126H79ZM78 128V129H79ZM87 128V127H86ZM128 128V127H127ZM190 128H191V126H190ZM202 128V127H201ZM206 128H207V126H206ZM214 128V127H213ZM222 128V127H221ZM226 128V127H225ZM241 128V127H240ZM264 128V127H263ZM14 128H12V130H13ZM54 129V128H53ZM116 129V128H115ZM143 129H145V128H143ZM150 129H151V127H150ZM149 129V130H150ZM153 129V128H152ZM155 129V128H154ZM153 129V130H154ZM164 129V128H163ZM171 129V128H170ZM181 129H183V128H181ZM192 129V128H191ZM215 129V128H214ZM213 129V130H214ZM11 130V131H12ZM15 130V129H14ZM13 130V131H14ZM16 130H19L18 128H16ZM15 130V131H16ZM87 130V129H86ZM136 130H137V128H136ZM153 130H151V131H153ZM185 130V129H184ZM193 130V129H192ZM209 130V129H208ZM207 130V131H208ZM25 131H27V130H24V132ZM29 131V130H28ZM52 131V130H51ZM79 131V130H78ZM115 131V130H114ZM132 131V130H131ZM134 131V130H133ZM138 131V130H137ZM145 131V130H144ZM148 131V130H147ZM179 131V130H178ZM191 131V130H190ZM201 131V130H200ZM221 131V130H220ZM230 131V130H229ZM232 131V130H231ZM17 132V131H16ZM24 132H22V133H24ZM33 132V131H32ZM79 132H81V131H79ZM86 132V131H85ZM92 132V131H91ZM117 132V131H116ZM121 132V131H120ZM136 132V131H135ZM140 132V131H139ZM142 132V131H141ZM146 132V131H145ZM184 132V131H183ZM213 132V131H212ZM234 132V131H233ZM13 133V132H12ZM20 133V132H19ZM26 133V132H25ZM31 132H29V134H30ZM34 134H35V132H33ZM57 133H58V131H57ZM89 133V132H88ZM160 133V132H159ZM188 133H190L189 131H188ZM187 133V134H188ZM192 133V132H191ZM190 133V134H191ZM204 133V132H203ZM226 133V132H225ZM42 134V133H41ZM55 134V133H54ZM69 134V133H68ZM83 134H84V132H83ZM109 134H111V133H109ZM120 134V133H119ZM123 134V133H122ZM128 134V133H127ZM164 134V133H163ZM168 134V133H167ZM181 134V133H180ZM187 134L185 135V136H187ZM202 134V133H201ZM228 134V133H227ZM3 135V134H2ZM7 135V134H6ZM6 135H5V137H6ZM9 135V134H8ZM24 135V134H23ZM31 135H32V133H31ZM38 135V134H37ZM45 135V134H44ZM71 135V134H70ZM118 135V134H117ZM157 135V134H156ZM162 135V134H161ZM172 135V134H171ZM194 135V134H193ZM206 135V134H205ZM204 135V136H205ZM213 135V134H212ZM223 135V134H222ZM11 136H15V135H11ZM21 136V135H20ZM29 136V135H28ZM34 136V135H33ZM56 136V135H55ZM90 136H91V134H90ZM123 136H124V134H123ZM138 136V135H137ZM182 136H184V135H181V138H182ZM198 136V135H197ZM221 136V135H220ZM227 136V135H226ZM232 136V135H231ZM4 137V136H3ZM15 137H17V135L15 136ZM19 137V136H18ZM32 137V136H31ZM31 137H28L27 139L29 140V141H31L32 139H30ZM37 137V136H36ZM45 137H46V135H45ZM52 137V136H51ZM66 137V136H65ZM88 137V136H87ZM94 137H96V136H94ZM141 137H142V135H140V136H138V140L139 141H141ZM151 137V136H150ZM160 137V136H159ZM175 137V136H174ZM195 136H193V138H194ZM200 137V136H199ZM40 138V137H39ZM104 138V137H103ZM122 138V137H121ZM155 138V137H154ZM177 138H179V137H177ZM177 138H175V139H177ZM188 138V137H187ZM198 138V137H197ZM203 138V137H202ZM10 139V138H9ZM16 139V138H15ZM21 139V138H20ZM22 139H23V137H22ZM26 139V138H25ZM41 139V138H40ZM50 139V138H49ZM119 139H120V137H119ZM126 139V138H125ZM124 139V140H125ZM128 139V138H127ZM135 139V138H134ZM143 139V138H142ZM225 139V138H224ZM229 139V138H228ZM231 139H232V137H231ZM28 140H25L24 141V144L26 143V141H28ZM64 140V139H63ZM92 140H94L93 138H92ZM171 140V139H170ZM173 140V139H172ZM184 140V139H183ZM198 140V139H197ZM226 140V139H225ZM13 141V140H12ZM37 141H39V140H37ZM89 141V140H88ZM100 141V140H99ZM99 141H98V143H99ZM177 141V144H178V140H176ZM176 141H175V143H176ZM182 141V140H181ZM181 141H180V143H181ZM204 141V140H203ZM227 141V140H226ZM142 142V141H141ZM9 143H11V141H9ZM13 143H14V141H13ZM21 143H22V140H21ZM33 143H34V141H33ZM43 143H44V141H43ZM54 143H55V141H54ZM66 143H67V141H66ZM93 143H94V141H93ZM111 143H113V140L111 141ZM124 143V142H123ZM123 143H121V144H123ZM134 143H136V141H134ZM150 143H151V141H150ZM182 143H183V141H182ZM181 143V144H182ZM186 143H187V141H186ZM227 143H228V141H227ZM36 144V143H35ZM35 144H33L32 145V143H31V146H33V148H35L36 149V151L38 150V152H41V153H43V154H50L51 152H52V150H53V148L48 144V145H46V144H41V145H35ZM137 144V143H136ZM136 144H134L135 146H136ZM141 144V143H140ZM143 145L141 146V145H139V146H141V148L142 149H146V147L148 148V147H150V146H152V144H149L148 146H147V144L145 145V143H142ZM190 144V143H189ZM193 144V143H192ZM198 144H199V140H198ZM207 144V143H206ZM11 145H13V144H11ZM52 145V144H51ZM74 145V144H73ZM103 145V144H102ZM114 145V144H113ZM124 145V144H123ZM131 145V144H130ZM132 145H133V141H132ZM133 145V146H134ZM153 145H154V143H153ZM161 145V144H160ZM176 145V144H175ZM187 145H188V143H187ZM195 145V144H194ZM227 145V144H226ZM1 146V145H0ZM8 146V145H7ZM16 146V145H15ZM30 146V147H31ZM55 146H56V144H55ZM92 146H94V145H92ZM138 146V145H137ZM185 146V145H184ZM228 146V145H227ZM231 146V145H230ZM229 146V147H230ZM11 147V146H10ZM17 147V146H16ZM26 147V146H25ZM77 147V146H76ZM113 147V146H112ZM116 147V146H115ZM114 147V148H115ZM123 147V146H122ZM154 147V146H153ZM161 147V146H160ZM180 147H181V145H180ZM194 147V148H193ZM192 148L193 149H195V146H193ZM19 148V147H18ZM58 148V147H57ZM70 148V147H69ZM74 148V147H73ZM134 148V147H133ZM132 148V149H133ZM163 148V147H162ZM176 148V147H175ZM185 148V147H184ZM188 148V147H187ZM197 148V147H196ZM3 149V148H2ZM8 149V148H7ZM16 149V148H15ZM23 149V148H22ZM104 149V148H103ZM106 149V148H105ZM116 149H117V147H116ZM132 149H130V150H132ZM155 149V148H154ZM177 149V148H176ZM183 149V148H182ZM11 150V149H10ZM9 150V151H10ZM58 150V149H57ZM72 149H70V151H71ZM109 150V149H108ZM127 150V149H126ZM129 150V151H130ZM139 150V149H138ZM164 150V149H163ZM180 150V149H179ZM191 150V149H190ZM3 151H5V150H3ZM8 151V150H7ZM8 151V152H9ZM18 151V150H17ZM20 151V150H19ZM25 151V150H24ZM31 151V150H30ZM73 151V150H72ZM92 151H94V150H92ZM123 151H124V149H123ZM139 151H141V150H139ZM150 151V150H149ZM173 151H175L174 149H173ZM188 151H189V149H188ZM194 151V150H193ZM22 152V151H21ZM73 152H75V151H73ZM77 152V151H76ZM111 152V151H110ZM121 152V151H120ZM211 152V151H210ZM209 152V153H210ZM6 153V152H5ZM28 153V152H27ZM37 153V152H36ZM80 153V152H79ZM99 153H100V151H99ZM102 153V152H101ZM113 153V152H112ZM116 153V152H115ZM114 153V154H115ZM124 153V152H123ZM134 153V152H133ZM144 153V152H143ZM167 153V152H166ZM175 153V152H174ZM212 153V152H211ZM228 153V152H227ZM1 154V153H0ZM8 154V153H7ZM34 154V153H33ZM32 154V155H33ZM42 154V155H43ZM71 154V153H70ZM81 154V153H80ZM97 154V153H96ZM105 154H106V151H105ZM114 154L112 155V156H114ZM121 154V153H120ZM119 154V155H120ZM124 154H126V153H124ZM179 154V153H178ZM223 154V153H222ZM67 155V154H66ZM78 155V154H77ZM88 155V154H87ZM89 155H91V154H89ZM102 155V154H101ZM116 155V154H115ZM133 155V154H132ZM210 155H212V154H210ZM213 155H214V153H213ZM58 156V155H57ZM70 156V155H69ZM72 156H73V154H72ZM117 156V155H116ZM140 156V155H139ZM219 156V155H218ZM3 157V156H2ZM60 157V156H59ZM85 157H86V155H85ZM90 157H92V156H89V158ZM96 158H98L97 157V155L95 156ZM100 157V156H99ZM119 157V156H118ZM117 157V158H118ZM125 157V156H124ZM128 157V156H127ZM83 158H84V156H83ZM88 158V159H89ZM93 158H94V155H93ZM101 158V157H100ZM106 158V157H105ZM112 158V157H111ZM165 158V157H164ZM207 158V157H206ZM61 159V158H60ZM95 159V158H94ZM125 159V158H124ZM0 160H2V159H0ZM41 160V159H40ZM109 160V159H108ZM107 160V161H108ZM122 160V159H121ZM135 160V159H134ZM114 161H115V159H114ZM119 161V160H118ZM211 161V160H210ZM46 162H48V161H46ZM85 162V161H84ZM90 162V161H89ZM116 162V161H115ZM120 162V161H119ZM123 162V161H122ZM212 162V161H211ZM91 163V162H90ZM113 163V162H112ZM127 163V162H126ZM212 163H214V162H212ZM114 164V163H113ZM117 164V163H116ZM26 165V164H25ZM61 165V164H60ZM110 165H112V164H110ZM208 165V164H207ZM119 166V165H118ZM114 167V166H113ZM139 167V166H138ZM24 168H25V166H24ZM33 168V167H32ZM35 168V167H34ZM33 168V169H34ZM135 168H137V167H135ZM140 168V167H139ZM55 169V168H54ZM72 169V168H71ZM87 169H88V167H87ZM97 169V168H96ZM123 169V168H122ZM127 169V168H126ZM130 169V168H129ZM142 169V168H141ZM141 169H139V170H141ZM19 170V169H18ZM28 170V169H27ZM47 170V169H46ZM57 170V169H56ZM67 170V169H66ZM135 170V169H134ZM142 170H144V169H142ZM35 171V170H34ZM84 171V170H83ZM87 171V170H86ZM28 172V171H27ZM51 173V172H50ZM57 173V172H56ZM73 173V172H72ZM23 174V173H22ZM25 174V173H24ZM38 174V173H37ZM64 174V173H63ZM77 174V173H76ZM79 174V173H78ZM20 175V174H19ZM31 175H33V174H31ZM71 175V174H70ZM81 175V174H80ZM18 176V175H17ZM21 176H23V175H21ZM74 176V175H73ZM98 176V175H97ZM11 177L12 176H10L8 179H11ZM19 177V176H18ZM33 177V176H32ZM37 177V176H36ZM99 177V176H98ZM101 177V176H100ZM2 178V177H1ZM0 178V179H1ZM6 178V177H5ZM96 178V177H95ZM13 179V178H12ZM40 179H43V178H40ZM58 179V178H57ZM79 179V178H78ZM81 179H82V177H81ZM4 180V179H3ZM94 180V179H93ZM92 180V181H93ZM5 181V180H4ZM18 181V180H17ZM42 181V180H41ZM83 181V180H82ZM96 181H98V180H96ZM43 182V181H42ZM61 182V181H60ZM91 182V181H90ZM7 183V182H6ZM12 183V182H11ZM10 183V184H11ZM15 183H17V182H15ZM1 184H2V186H3V183L1 182ZM18 184V183H17ZM16 184V185H17ZM15 185V184H14ZM14 185H11L12 187H13V189H15L14 188ZM21 185V184H20ZM24 185V184H23ZM35 185V184H34ZM33 185V186H34ZM42 185V184H41ZM6 186V185H5ZM5 186H4V188L3 189H6L5 188ZM10 186V185H9ZM9 186H6V187H9ZM11 186L9 187V188H11ZM28 186H30V184L28 185ZM36 186V185H35ZM40 187H42V186H40ZM61 187V186H60ZM36 188V187H35ZM2 189V190H3ZM8 189V188H7ZM12 189V188H11ZM10 189V190H11ZM30 189H31V187H30ZM37 189H39V188H37ZM49 189V188H48ZM52 189V188H51ZM10 190H8V191H10ZM20 190V189H19ZM7 191V190H6ZM5 192V191H4ZM10 192H12V191H10ZM10 192H7L8 193V195H12V194H14L13 192H16V190L15 191H13L12 193H10ZM36 192V191H35ZM38 192V191H37ZM54 192V191H53ZM3 193V192H2ZM1 193V194H2ZM6 193V192H5ZM4 193V194H5ZM18 193V192H17ZM16 193V194H17ZM41 193H42V191H41ZM41 193H33V192H31V194H28V198H29V200L28 201H30V204H27L28 206H27V209L26 210H31L33 213V215L32 216H34V217H30L29 218V215L26 217L25 215L24 216H20V217H18V218H15L16 217V215L14 216V214H13V206L17 203V201H16V203L15 202H13L14 201V198H13V201H11V197H13L14 195H16V194H14L13 196H10V198H8V195L6 196L7 198H4L5 197V195L2 197V198H4V199H7L5 202H4V205H0V208H2V209H4V210H0V264H15V254H17L18 255V253H16L15 252V254L13 253V246L14 245H16L17 246V244H19V243H15L17 240L19 241V239H17V236H15L16 237V239L17 240H15V241H13L12 240V238L14 239V237H12L13 236V234H12V232L13 231H15V229L17 230V231H19V234H20V232H25L27 235V237H28V233L30 234V236H32V235H34V236H38V237H40V238H43V239H46V241H47V239H51V238H54V236H59V237H67V236H71V237H73L74 238V243L75 244H77V245H80V244H82V245H84V246H86L84 249H86L87 247L90 249V251L92 250V248H95L94 250H92V252L94 251V255H95V252H96V250H98V249H96V248H98L97 246H98V244H97V242H98V240H97V242H95V241H93V240H91V238L90 239H88L87 237H86V235L83 233V231L85 230H83V231H81V228H80V231H73V229H71L72 231H65V232H63V231H61V229H62V227L58 230L57 228H55V230H51L50 228L52 227H50V226H47V225H45L43 222H41L40 220H39V218L38 217H36V216H38V215H41V214H45L46 215V213L48 212V209H56V210H58L59 208H54L52 205H53V201H52V199H53V197H54V195H52L51 197L50 196H48V195H46V194H41ZM53 194V193H52ZM3 195V194H2ZM1 195V196H2ZM18 195H19V193H18ZM17 195V196H18ZM22 195V194H21ZM21 195H19L18 197H20ZM24 196L23 197H25V194H23ZM27 196V195H26ZM15 197V196H14ZM22 196H21V199L23 198ZM52 198V199H51ZM3 199V200H4ZM18 199V198H17ZM65 200V199H64ZM69 200V199H68ZM2 201V200H1ZM25 201V200H24ZM24 201H23V203H24ZM27 201V203H29ZM66 201H67V199H66ZM14 203V205L12 206V204ZM21 202H22V200H21ZM59 202V201H58ZM61 202V201H60ZM6 203V204H5ZM18 203H20V201L18 202ZM55 203H57V202H55ZM64 203V202H63ZM1 204V203H0ZM59 204V203H58ZM62 204V203H61ZM65 204V203H64ZM67 205V204H66ZM66 205H63L64 206V209L63 210H65V207H66ZM2 206V207H1ZM5 208H4V207ZM55 206V205H54ZM20 207V206H19ZM73 207V206H72ZM168 207V206H167ZM21 208V207H20ZM22 208H24V207H22ZM67 208V207H66ZM170 207H168V209H169ZM14 209H15V207H14ZM25 209V208H24ZM80 209H83L82 207L80 208ZM168 209H165V210H168ZM15 210H17V209H15ZM26 210H24V213H26ZM20 211H22V213L20 212ZM30 211V212H31ZM60 211H61V208H60ZM67 211V210H66ZM72 212V210H68L67 211V214H69V213H71ZM94 211V210H93ZM148 211V210H147ZM168 211H170V210H168ZM168 211H166L167 213H168ZM14 212H16V211H14ZM19 212L21 213V214H23V209L21 210H19ZM28 212V211H27ZM30 212H28V213H30ZM56 212V211H55ZM54 212V213H55ZM64 212V211H63ZM69 212V213H68ZM74 212V211H73ZM146 212V211H145ZM165 212V211H164ZM54 213L52 214V217H53V215H54ZM64 213H66V212H64ZM63 213V214H64ZM86 213V212H85ZM91 213H92V211H91ZM49 214H51V213H49ZM49 214H47V216L49 215ZM56 214V213H55ZM60 214V213H59ZM66 214V215H67ZM82 214H83V212H82ZM97 214V213H96ZM62 215V214H61ZM60 215V216H61ZM80 215V214H79ZM49 216H51V215H49ZM70 216V215H69ZM68 216V217H69ZM73 216V215H72ZM95 216H97V215H95ZM109 216V215H108ZM13 217L15 218V220L13 219ZM44 217V216H43ZM54 217H58V216H54ZM34 218H35V220H34ZM60 218V217H59ZM64 218H67V217H64ZM114 218V217H113ZM42 219V218H41ZM44 219V218H43ZM58 219V218H57ZM62 219V218H61ZM68 219H70V218H68ZM81 219V218H80ZM94 219V218H93ZM115 220H116V218H114ZM32 220H34V221H32ZM49 220V219H48ZM51 220H52V218H51ZM55 220V219H54ZM59 220V219H58ZM71 220V219H70ZM82 220V219H81ZM86 220V219H85ZM99 220V219H98ZM101 220V219H100ZM103 220V219H102ZM102 220H101V222H102ZM107 220V219H106ZM110 220V219H109ZM64 221L66 222V220L64 219ZM72 221V220H71ZM69 222V221H68ZM77 222V221H76ZM88 222V221H87ZM94 222V221H93ZM46 223H47V221H46ZM49 223V222H48ZM70 223V222H69ZM99 223V222H98ZM53 224V223H52ZM66 224V223H65ZM71 224V223H70ZM77 224V223H76ZM79 224V223H78ZM92 224V223H91ZM106 224V223H105ZM108 224V223H107ZM111 224V223H110ZM49 225V224H48ZM56 225V224H55ZM58 225V224H57ZM75 225V224H74ZM82 225V224H81ZM83 225H84V223H83ZM100 225H103V227L104 226H106V225H104V224H100ZM73 226V225H72ZM77 226H79V225H77ZM76 226V227H77ZM110 226V225H109ZM80 227V226H79ZM85 227H87V226H85ZM89 227V226H88ZM127 227V226H126ZM131 227V226H130ZM135 227V226H134ZM73 228H75V227H73ZM78 228V227H77ZM105 228V227H104ZM116 228V227H115ZM64 229V228H63ZM87 229V228H86ZM118 229V228H117ZM126 229V228H125ZM135 229H136V227H135ZM91 230V229H90ZM107 230V229H106ZM16 232V231H15ZM88 232V231H87ZM98 232V231H97ZM111 232V231H110ZM109 232V233H110ZM115 232V231H114ZM86 233V232H85ZM129 233H132V232H129ZM100 234V233H99ZM122 234V233H121ZM23 235H25V234H23ZM108 235H110V234H108ZM34 236H33V238H34ZM91 236H93V234L91 235ZM96 236V235H95ZM117 236V235H116ZM120 236V235H119ZM58 237V238H59ZM125 237V236H124ZM19 238V237H18ZM20 238H21V236H20ZM32 238V239H33ZM110 238V237H109ZM109 238H106V239H109ZM117 238V237H116ZM24 239V238H23ZM31 239V237H29V240ZM35 239V238H34ZM62 239V238H61ZM67 239H69V238H67ZM113 239V238H112ZM122 239V238H121ZM24 240H26V239H24ZM23 240V241H24ZM28 240V241H29ZM36 240V239H35ZM55 240V239H54ZM59 240V239H58ZM119 240V239H118ZM125 240V239H124ZM131 240V239H130ZM31 241H33V240H31ZM30 241V242H31ZM38 241V240H37ZM36 241V242H37ZM42 241V240H41ZM56 241V240H55ZM62 242H63V240H61ZM69 241V240H68ZM73 241V240H72ZM71 241V242H72ZM108 241H110V240H108ZM107 241V242H108ZM113 241H115V240H113ZM34 242V241H33ZM33 242H32V244L30 245V247L32 246V245H34L33 244ZM39 242V241H38ZM105 242V241H104ZM106 242V243H107ZM112 242V241H111ZM15 243V244H14ZM20 243H21V241H20ZM26 243V242H25ZM52 243H53V241H52ZM67 243V242H66ZM73 243V242H72ZM73 243V244H74ZM139 243V242H138ZM163 243V242H162ZM161 242L159 243V244H157V245H155L156 247H154V250H153V252H152V250H151V252H149V253H147V251L146 252H144V251H142V252H144V253H142V254H138L137 253V257H136V260H134V261H132V262H128L127 264H156L155 262H156V259L158 258V256L160 257V256H162L163 254H165V251H166V248H165V245H164V243L162 244ZM27 244V243H26ZM25 244V245H26ZM49 244V243H48ZM50 244H51V242H50ZM57 244V243H56ZM55 244V245H56ZM63 244H64V242H63ZM113 244V243H112ZM123 244V243H122ZM126 244V243H125ZM19 245H21V244H19ZM24 245V244H23ZM24 245V246H25ZM28 245V244H27ZM26 245V247H28ZM41 245V244H40ZM39 245V246H40ZM58 246H59V243L57 244ZM62 245V244H61ZM117 245V244H116ZM130 245H132L131 243H130ZM144 245V244H143ZM146 245H148V244H146ZM145 245V246H146ZM34 246H36V245H34ZM37 246H38V244H37ZM45 246V245H44ZM66 246V245H65ZM69 245H67L66 247H68ZM71 246V245H70ZM73 246H75V245H73ZM108 246V245H107ZM110 246H112V245H110ZM149 246V245H148ZM152 246V248H153V245H151ZM18 247V246H17ZM48 247L49 246H47V249H48ZM56 247V246H55ZM76 247V246H75ZM109 247V246H108ZM115 247V246H114ZM121 247V246H120ZM124 247H125V245H124ZM123 247V248H124ZM127 247V246H126ZM129 247H131V246H129ZM141 247V246H140ZM16 248V247H15ZM23 248V247H22ZM29 248V247H28ZM33 248V247H32ZM38 248V247H37ZM45 248V247H44ZM51 248V247H50ZM59 248H61V246L59 247ZM81 248V247H80ZM134 248V247H133ZM137 248V247H136ZM149 248H151V247H149ZM17 249V248H16ZM16 249H14V251L16 250ZM24 249V248H23ZM38 249H40V248H38ZM53 249V248H52ZM55 249V248H54ZM57 249V248H56ZM75 248H73V250H74ZM79 249V248H78ZM82 249V248H81ZM89 249H86V250H88L89 251ZM139 249V248H138ZM141 249V248H140ZM143 249V248H142ZM147 249H148V247H147ZM18 250V249H17ZM21 250V249H20ZM29 250H31V248L30 249H28V251ZM41 250V249H40ZM44 251H45V249H43ZM48 250H50V249H48ZM47 250V251H48ZM59 250V249H58ZM62 250V253H64L63 252V250H64V248L63 249H61ZM83 250V249H82ZM85 250V251H86ZM110 250V249H109ZM120 250V249H119ZM131 250V249H130ZM135 250V249H134ZM149 250V249H148ZM171 250V249H170ZM173 250V249H172ZM183 250V249H182ZM28 251H26V253L28 252ZM39 251V250H38ZM42 251V250H41ZM46 251V252H47ZM56 251V250H55ZM60 251V250H59ZM58 251V252H59ZM65 251H66V249H65ZM68 252H69V250H67ZM89 251V252H90ZM122 251H124V250H122ZM121 251V252H122ZM132 251V250H131ZM169 251V250H168ZM179 251V250H178ZM177 251V254H178V259H177V264H189V259H188V257H187V254H185L184 252H178ZM18 252V251H17ZM33 252H35V251H33ZM54 252V251H53ZM91 252V253H92ZM101 252V251H100ZM99 251H97L96 252V256H97V253H100ZM119 252V251H118ZM187 252V251H186ZM37 253V255H38V252H36ZM45 253V252H44ZM43 253V254H44ZM60 253V252H59ZM66 253V252H65ZM79 253H81V252H79ZM79 253H77V254H79ZM124 253H125V251H124ZM127 253V252H126ZM136 253V252H135ZM141 253V252H140ZM21 254H22V252H21ZM21 254H20V256H21ZM24 254V253H23ZM48 254V253H47ZM53 254V257H54V253H52ZM71 255V253H68V255ZM88 254V253H87ZM101 254H102V252H101ZM133 254V253H132ZM131 254V255H132ZM172 254V253H171ZM24 255H26V254H24ZM28 255V254H27ZM31 255H32V257L33 256H35V255H33L32 254V251H31ZM61 255V254H60ZM63 255H65V254H63ZM89 255V257H90V254H88ZM92 255V254H91ZM99 255V254H98ZM113 255V254H112ZM123 255H125V254H123ZM41 256V255H40ZM49 256H52L51 254H49ZM82 256V255H81ZM95 256V258H97ZM100 256V255H99ZM103 256V257H102ZM102 258H101V260L105 263V264H110V263H108V258L105 256V255H103L102 254ZM109 256V255H108ZM121 256H122V254H121ZM120 256V257H121ZM165 256H167V255H165ZM174 256V255H173ZM18 257H19V255H18ZM26 257H28V256H26ZM37 257V256H36ZM58 257V256H57ZM57 257H55V258H57ZM79 257H80V255H79ZM78 257V258H79ZM88 257V256H87ZM88 257V259L87 260H89V261H91L90 259H93V258H89ZM111 257V256H110ZM133 257H135V256H133ZM35 258V257H34ZM38 258V257H37ZM36 258V259H37ZM41 258V257H40ZM43 258V257H42ZM47 258V257H46ZM45 258V259H46ZM61 258V257H60ZM72 258L73 257H71L70 256V258L68 259V260H71L72 261ZM76 258H77V256H76ZM77 258V259H78ZM94 258V259H95ZM123 258V257H122ZM173 258V257H172ZM171 258V259H172ZM175 258H177V257H175ZM29 259V258H28ZM53 259V258H52ZM51 259V260H52ZM63 259H64V257H63ZM62 259V260H63ZM77 259H75V260H77ZM80 259H84L83 257H80L78 260H80ZM98 259V258H97ZM100 259V258H99ZM110 259V258H109ZM124 259V258H123ZM133 259H135V258H133ZM171 259H169V260H171ZM19 260V259H18ZM17 260V261H18ZM22 260V259H21ZM32 260V259H31ZM30 259H29V261H31ZM38 260V259H37ZM41 260V259H40ZM44 260V259H43ZM50 260V261H51ZM56 260V259H55ZM59 260V259H58ZM67 260V261H68ZM130 261L132 260V259H129ZM159 260V259H158ZM167 260H168V258H167ZM46 261V260H45ZM43 262L44 264L46 263V262ZM67 261H66V263H67ZM71 261H68L69 263L71 262ZM85 261V260H84ZM89 261L87 262V261H85V262H87L88 264H89ZM100 261V260H99ZM110 261V260H109ZM128 261V260H127ZM164 261V260H163ZM55 262V261H54ZM73 263H74V261H72ZM77 262V261H76ZM96 262H97V260H96ZM103 262H100L101 264H104ZM107 262V263H106ZM25 263V262H24ZM23 263V264H24ZM27 263V262H26ZM36 263V262H35ZM51 263H52V261H51ZM50 263V264H51ZM57 262H55L54 264H56ZM98 263V262H97ZM96 263V264H97ZM124 264L126 263L125 261L123 262ZM31 264H34V262H32L31 261ZM36 264H38V262L36 263ZM48 264V263H47ZM78 264H80V263H78ZM81 264H83V263H81ZM91 264H93L92 262H91ZM95 264V263H94ZM119 264V263H118ZM157 264H159V263H157Z\"/></svg>",
    "mask_w": 264,
    "mask_h": 264
}]
</instances>
